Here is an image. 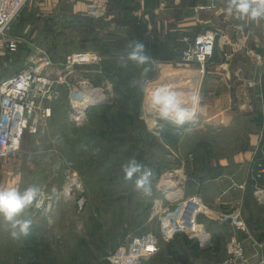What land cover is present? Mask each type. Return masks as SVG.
<instances>
[{
	"label": "rangeland",
	"instance_id": "1",
	"mask_svg": "<svg viewBox=\"0 0 264 264\" xmlns=\"http://www.w3.org/2000/svg\"><path fill=\"white\" fill-rule=\"evenodd\" d=\"M109 15L94 11L93 15L74 16L61 11L51 23L40 17L38 37L22 42L18 52L8 53L0 43L4 77L24 67L27 57L37 51L32 46L35 42L53 62L43 73L65 79L55 86L57 96L46 104L52 109L51 117L41 122L36 133L25 135L18 152L3 159L17 177L16 187L41 186L45 199L41 209L33 208L27 214L33 221L28 237L15 240L0 228V264H109L106 258L111 251L130 248L146 233L158 237L160 249L142 264H183L178 257L192 264L185 237L203 243L205 251L218 244L226 253L222 264L231 255L233 238L244 243L247 253L239 231L248 233L250 229L264 247V202L255 196L256 183L250 180L242 186L241 203L224 211L230 215L239 212L245 227L228 218L221 222L223 229L210 231L221 219L207 217L213 216V209L204 194L219 193L222 185L213 181L227 175L228 165L252 149L253 132L250 121L244 118L240 122L238 116L237 127L222 129L208 122L206 103L213 94L203 88L211 61L201 72L200 64H184L180 51L174 58H162L155 50L154 30V38L147 35V23L117 24ZM133 40L144 43L154 59L149 65H119V57ZM71 53L97 54L100 63L76 65L68 71L65 62ZM145 67L149 71L142 76ZM81 79H89L103 98L88 108V121L77 125L69 118L73 109L70 89ZM137 80L141 83L136 84ZM161 87L180 93L197 114L195 125L177 128L159 119L151 97ZM254 89L262 91L261 87ZM193 96L199 97L198 104H192ZM133 158L154 172L150 198L135 190L134 181L123 179L122 165ZM191 200H201L204 205L195 222L188 217ZM166 217L184 229L176 226L168 234L165 228H172L161 220Z\"/></svg>",
	"mask_w": 264,
	"mask_h": 264
},
{
	"label": "crops",
	"instance_id": "2",
	"mask_svg": "<svg viewBox=\"0 0 264 264\" xmlns=\"http://www.w3.org/2000/svg\"><path fill=\"white\" fill-rule=\"evenodd\" d=\"M61 11L74 16L93 15L94 11L110 12L109 17L117 24L140 23L144 13L149 12L154 19L155 50L165 59L174 58L179 51L181 57L187 41H192L199 33L205 30L219 32L216 53L207 68L203 88L213 93L206 103L208 122L222 129L237 127L240 125L237 124L238 116L240 122L244 118L249 120L253 130L250 134L252 149L228 165L227 175L213 181L216 186L217 182L222 185L219 193L212 196L204 194V200L213 209L211 214L214 218L212 215L207 217L221 219L210 231L223 229L224 211L241 203L244 197L245 188L242 186L247 183L249 161L264 162V150L260 144L264 128L263 92L249 88L246 83L264 79L263 21L247 23L229 16L225 0H32L15 23L11 36L22 42L34 41L38 37L39 18L46 17L51 23ZM241 24L245 25L244 31L238 29ZM2 55L0 53V58ZM238 71H241V78L237 76ZM3 74L0 73V79ZM3 161L0 159V186L16 187L17 177L11 175L12 168ZM253 196L252 202L255 203ZM248 201L246 198L245 202ZM237 235L244 239L247 251L242 264H264V247L259 244L262 239H257L250 229L248 233L239 231ZM200 247L205 250L203 243ZM210 250L213 252L208 253ZM225 258L226 253L217 244L198 257L192 254L189 260L192 264H222Z\"/></svg>",
	"mask_w": 264,
	"mask_h": 264
},
{
	"label": "built area",
	"instance_id": "3",
	"mask_svg": "<svg viewBox=\"0 0 264 264\" xmlns=\"http://www.w3.org/2000/svg\"><path fill=\"white\" fill-rule=\"evenodd\" d=\"M31 1L0 0V43H3V48L8 53L14 54L20 48L22 41L12 37L11 32ZM103 13L98 11L96 14L100 16ZM143 21L147 23V35L154 38L152 15L148 12L144 13ZM238 29L240 30L239 26ZM218 34L216 30H205L196 35L192 41H187L186 47L181 52V61L188 65L200 64L201 72H204L206 64L215 54ZM32 46L37 50V54L32 53L28 56L20 71L0 79V159H6L18 152L25 135L36 133L41 122L51 117L52 109L46 104L57 96L55 86L65 81V79L50 78L43 73L53 62L49 54L39 48L35 42ZM99 61L97 54L94 53H71L66 57L65 69L71 71L76 65L99 64ZM237 76L241 78V71L237 72ZM246 83L250 88L261 87L264 93V79L248 80ZM98 90L99 88L93 86L89 79L78 80L71 87L69 102L73 108L69 117L71 122L81 125L88 121L86 108L99 103L103 98ZM261 145L264 147V128ZM254 166L256 170L253 169ZM249 180L256 183L255 196L259 201L264 202V162L258 163L257 160L252 162L248 170L247 182ZM189 207L188 217L195 222L196 216L204 212L201 211L204 205L201 200H191ZM223 218L224 220L233 218L234 221H238L239 227H245L239 212L233 215L226 214ZM161 220L166 226H171L172 230L165 228L168 234H172L176 226L182 227V224L179 225L175 220L167 217ZM159 249L158 237L146 233L135 240L130 248L122 247L111 251L106 260L109 264H142L143 260L154 257ZM230 254L223 264H237V261L244 259V243L233 238Z\"/></svg>",
	"mask_w": 264,
	"mask_h": 264
},
{
	"label": "clouds",
	"instance_id": "4",
	"mask_svg": "<svg viewBox=\"0 0 264 264\" xmlns=\"http://www.w3.org/2000/svg\"><path fill=\"white\" fill-rule=\"evenodd\" d=\"M225 6L226 13L240 21H264V0H225ZM244 27V24L239 26L241 31ZM153 60L144 43L133 40L126 45L124 53L119 57V65L127 67L131 62L140 67L149 65ZM148 71L149 68L145 67L142 76H146ZM135 83L140 84L141 81L137 80ZM198 103L199 97L193 96L192 104ZM151 104L159 119L177 128L198 122L196 112L181 99L179 92L171 88H157L152 94ZM122 172L124 181H134V188L142 197H152L154 172L151 168L133 158L122 165ZM44 199V189L38 185H30L23 190L18 187L0 186V228L8 231L15 240L28 237L33 221L27 214L33 208L41 209Z\"/></svg>",
	"mask_w": 264,
	"mask_h": 264
},
{
	"label": "trees",
	"instance_id": "5",
	"mask_svg": "<svg viewBox=\"0 0 264 264\" xmlns=\"http://www.w3.org/2000/svg\"><path fill=\"white\" fill-rule=\"evenodd\" d=\"M215 53H216V51H215ZM214 56H215V54H214ZM214 56L212 57L211 61H213ZM159 175H160V172H158V176ZM185 242L190 247L194 257H198V256L202 255L203 253H205V250H203L200 247V243L198 241H194L193 239L185 237ZM178 260H179V262H181L183 264H188V262H189L187 258H183V257H178ZM25 264H39V263L36 261H29Z\"/></svg>",
	"mask_w": 264,
	"mask_h": 264
},
{
	"label": "water",
	"instance_id": "6",
	"mask_svg": "<svg viewBox=\"0 0 264 264\" xmlns=\"http://www.w3.org/2000/svg\"><path fill=\"white\" fill-rule=\"evenodd\" d=\"M90 106H92V105H89V106L86 108V110H88V108H89Z\"/></svg>",
	"mask_w": 264,
	"mask_h": 264
}]
</instances>
